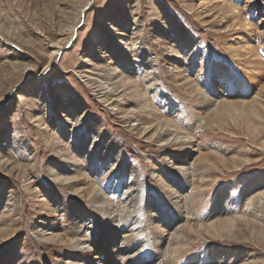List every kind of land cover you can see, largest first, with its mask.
Segmentation results:
<instances>
[{
	"label": "rangeland",
	"instance_id": "1",
	"mask_svg": "<svg viewBox=\"0 0 264 264\" xmlns=\"http://www.w3.org/2000/svg\"><path fill=\"white\" fill-rule=\"evenodd\" d=\"M85 3L87 8L84 14L77 16ZM230 3L240 8L237 15L246 17L252 25L249 32L240 31V25L235 24L232 11L227 6ZM132 17L143 25L145 49L153 63L149 62L157 68L155 72L158 76L153 86L149 85L147 66L141 63V53H137L135 48L130 53L121 52L120 43L116 40L123 31L120 26L124 20ZM72 27L75 33L69 32ZM179 34H185L191 40V51L194 53L192 72L184 74H196L203 62V68L207 69V73L210 71L207 75L209 82L214 80L220 83L224 77L231 75L227 84L228 99L240 100L244 88L248 91L245 93L248 94L245 98L247 101L253 100L254 95L260 97L257 107L263 114L261 122L248 113L242 115L238 122L240 126H236L227 117L213 120L206 109L200 110L203 107L198 98L176 84L167 65L170 62L180 63L178 58L167 56L164 52L166 44L180 49L176 39ZM101 35L104 37L95 40ZM131 35L129 31L122 34L124 38ZM239 36L247 39L246 43L249 39L250 44L257 47V55L262 61L261 68L256 71L259 74L257 80H250V75L244 72L241 64L244 56L235 54L241 45L238 43ZM55 48L60 51L53 61L51 52ZM239 52L243 54L244 50L240 47ZM126 58L128 61L123 62ZM123 63L126 67L113 83L109 80V66L121 67ZM183 64L179 65L182 69ZM263 66L264 0H0V261L5 252L12 249L15 264H62L63 255L68 251L65 240L51 238L48 228L41 234V226H37V223L44 222L66 239L86 234V239L92 242L90 248L97 258L96 264H132L131 258L121 261L113 253L115 247L127 248L122 238L131 235V232L125 231V221L117 228L120 237L116 245H111L108 240L101 244L98 241L106 233L104 211L85 201L87 191L91 190L87 180L90 184L92 180L99 181L98 177H105L100 170H109L116 163V166L125 168L121 181L125 190L127 182L131 181L132 166L138 173L140 183L138 207L148 208L152 213H158L159 208L167 220H174L175 214H170L172 205L162 188V182L167 177L176 181L175 166L184 162L185 167L194 168L193 184L183 192V195L190 197L193 208L191 221L184 217L173 228L168 227V221L165 222L163 232L166 234L164 232L163 236L166 238L161 244L162 251L156 247L159 243L155 235L159 232L154 233L157 231L151 226L149 230L144 226L137 228L132 242L141 243L138 247L141 250L134 249L142 260L139 262L193 264L194 258L202 256V261L203 256L211 255L214 248L224 245L238 251L236 257L233 254L227 256L233 259V264H251L249 257L253 251L257 261L264 262V227L252 223L250 217L260 214L246 211V204L252 196L245 192L250 181L257 179L263 181L260 189L264 190ZM26 67L33 69L26 72ZM211 70L220 77H214L215 73ZM131 81L139 84L151 98V104L158 110L156 118L174 121L182 128V134L193 137L186 142L168 145L156 140L157 127L147 118L143 123L152 126L146 131L131 122L132 114L143 117L140 107L142 100L133 95L131 87L126 84ZM107 82L122 95L123 101H115L112 98L115 93H105L103 88L99 89L100 84ZM215 87L218 89L220 86L217 84ZM224 93L221 89L220 94ZM182 113L184 118L179 119ZM76 121L82 124V139H96L99 142L95 164L85 166L82 173L69 182H57L51 176V167L61 162L59 150L70 140L68 134L64 142L57 137L62 130L68 133L78 127ZM109 182L112 181L109 180L105 186ZM98 186L102 188V185ZM72 189L75 190L74 194ZM47 190L60 196L63 205L51 200L45 193ZM103 192L108 193V190L103 188ZM221 192L229 195L219 202ZM256 194L253 192V195ZM110 197L121 214V198L116 193H111ZM75 205L90 213L91 220L83 223L85 233L79 232L72 219ZM183 208L182 215L187 216L186 204ZM243 213L247 216L246 222H236L239 228L236 235L223 233L212 236L201 232L204 225L211 222L219 224L233 218L234 214L241 216ZM177 227L187 243L184 238L181 242L176 241L178 233L171 235ZM204 234L208 235V239L202 240L201 235ZM148 236L154 238L155 242L146 243ZM176 246H185L188 250L175 257L171 249ZM132 251L126 250V254L130 256ZM87 253L88 250H85ZM223 255L225 252H215L213 258H222ZM262 261L257 264H264Z\"/></svg>",
	"mask_w": 264,
	"mask_h": 264
},
{
	"label": "bare ground",
	"instance_id": "2",
	"mask_svg": "<svg viewBox=\"0 0 264 264\" xmlns=\"http://www.w3.org/2000/svg\"><path fill=\"white\" fill-rule=\"evenodd\" d=\"M89 1L90 0H88V2ZM223 2L224 1H221V3H223ZM83 5L84 6H82L78 10L77 16L78 15L80 16L82 13L84 14V11L87 8L85 6L87 4L85 3ZM227 6H228V9H230V11H232L231 12L232 13V19L235 20V24L240 25L239 27L242 28L240 31L249 32L250 26H252V25L250 24V22L247 20L246 17H241V16L239 17L237 15V13L241 11L240 8L236 7L235 5H233L231 3L227 4ZM221 9H223V8H221ZM241 14H242V12H241ZM77 16H76V19H77ZM73 19H74V17H73ZM75 21H77V20H75ZM74 23H76V22H74ZM70 25L71 24H69V26ZM73 25H75V24H73ZM74 27L70 28V31H69L70 33L71 32L75 33ZM120 28L123 31L121 32V35H119V37L116 38V40L120 43L121 50H122L121 52L130 53V51L132 49H134V48L137 49V51L136 50L135 51L137 53H141V55H140V58L142 61L141 63L145 64L147 66V71H146L147 75L146 76L149 77V82H150L149 85H152V86L155 85L156 84L155 79H157V76H158L157 73L155 72L157 68H156V66H154V64H150L152 59H151L150 55L147 53L148 51H146V49H145V45H144V41H143V37H142L143 33H144L143 25H141V23H139V21L137 20L136 17L135 18L132 17L131 19H125L123 24L120 26ZM128 31L131 32V34H132L131 37L124 38V36H122V34H126ZM103 37H104L103 35L98 36L95 40L99 41V39H101ZM239 37H240V40H238V43L241 44L242 46L240 45L237 48V50L235 51L236 52L235 54H236V56L237 55L238 56H242V55L244 56V59L242 58V61H241L242 62L241 63L242 68L244 69V72L247 73L248 75H250L249 76L250 80H252V79L257 80V78L259 77V74L256 73V71H258V69H260L261 65H262V61H261V59L259 60V57H258L257 52H256L257 47L255 48L253 45H251L250 44L251 41H249V39H248V42L246 43L247 39H244V37H241V36H239ZM176 39H178L177 44L180 46V49L177 50L175 47H172L171 45L166 44L164 52L167 56L169 55V56H172L173 58H178V61L181 64H183V63H185V64H183V69H182V66H179L180 63L176 64L174 62H170V63H167V65L171 69V71L175 77L176 84L179 87L183 88V90L185 89L193 97L195 96L196 98H198V100L200 101V105L203 107V108H200V110L202 109L203 111H205V109H206V112H208V114L213 117V120H214V118L215 119L216 118L217 119H224L227 117L236 126H240V123H238V122H239V120H241L242 115H246L248 113L257 117L256 120L258 122H261V120L263 118V114L260 112V109L258 108L259 106L257 107L258 103H260V97L254 95V97L252 98L253 100L250 99L251 101H247L245 98L248 94H245V93H247L248 91H246V89L244 88V89H242L243 91H242V96H241L240 100L235 101L232 99H228L229 98V96H228L229 95V93H228L229 92V86H227V84L229 82V79L232 78L231 75L229 77H224L223 82L220 81V83H218L214 80L209 82L207 75L210 71L208 70L209 72L207 73V71H206L207 69L203 68V66H204L203 62L200 64L199 71H197L196 74L195 73L192 74V76H191L190 74H191L192 68H193L192 65H193V56H194L193 51H191L192 50V42L185 34L177 35ZM96 42L97 41H94V43H96ZM161 42H163V41H161ZM60 46H62V44ZM240 47L242 50H244L243 54H240V52H239ZM59 51H60L59 48H57V49L55 48L51 52V58H53L52 59L53 61L56 60V54L59 53ZM133 53H135V52H133ZM125 61H128V59L126 58L123 62H125ZM151 63H153V62H151ZM124 67H126L125 63H123L121 67H116V66L111 64L109 66V71H110V73H109L110 79L109 80L113 81V83L116 82L117 77H119L122 74V69ZM29 69H33V67L27 68V69H25V71L27 72V71H29ZM215 70H218V69H215ZM219 70H220V68H219ZM184 71H186V72H184ZM187 71L190 73L189 75L184 74V73H187ZM211 72L215 73L212 70H211ZM107 74H108V72H107ZM247 74H246V77H247ZM123 77H120V78H123ZM214 77H220V76H219V74L215 73ZM127 78L129 79V77H127ZM101 80H103V79H101ZM118 82H120V81H118ZM122 82H123V80H122ZM258 83H259V81H258ZM96 84H97V82H96ZM126 84H129V86L131 87V91L134 93V94L133 93L132 94L136 95V97H138L142 100L141 101L142 104L140 107L142 109L143 117H141L140 115L134 116V114H132L133 117H130L131 122L133 121V122H135L136 125L138 124V126H140V129L142 131H146L152 126L151 125L148 127L146 124L143 123V120L147 118L149 120V122L154 123V125L157 127L155 133L158 134V138L156 140L160 141V142L163 141L164 144H168V145L169 144H176L179 141L186 142L193 137L187 133L182 134V132H181L182 128L180 126H178L174 121H172V120H160V119L156 118V115H158V112H157L158 110L155 108V106L153 107V104H151V102H150L151 98L149 96H147V94L144 92V90L140 87L139 84H137L136 82L134 83L133 81H131V83H126ZM217 84L220 86L219 87L220 90L222 89L225 92L224 94H220V90L218 91L219 88L217 89L215 87V85H217ZM94 86H97V85L94 84ZM99 86H101V88H99V89L103 88V92L105 91V93H115L112 96V98H114L115 101H123L122 95H119V92H117L116 88L113 89L111 87L110 82H109V84H108V82L104 83V84L102 83ZM115 86H117V85H115ZM123 86H125V85H123ZM117 88H119V87L117 86ZM224 89H226V90H224ZM157 90H158V88H157ZM120 94H122V93H120ZM123 94H125V93H123ZM132 94H131V96H132ZM250 95H252V94H250ZM238 96L240 97V95H238ZM131 100H133V99L131 98ZM134 101H137V100H134ZM137 103H139V102L137 101ZM110 106H112V105L110 104ZM114 106H115V104H114ZM260 107H261V104H260ZM178 117H179V119L184 118L183 113ZM203 119L204 118H202V120ZM76 123H77L78 127H76L75 129L69 130L68 133H66L65 130H62L60 132V136L59 137L56 136L59 141H63V142L65 141V137L67 136V134L69 135V138H70V140L68 141V144L64 143L65 145H63L61 147V149L59 147L60 150L58 149L59 150L58 154L60 156L59 159L61 160V162H59V164L56 167H51V176L57 182H64V183H65V181L69 182L72 179H75L77 177L76 175L81 174L82 170L85 166H90V165L92 166L95 164L94 162H95V157H96L97 151L99 149V142H97L96 139H93V140L87 139V141H86V138L82 139L83 138V136L81 134V132H82L81 125L82 124L80 123V121H76ZM254 130H256V128ZM0 157H1V155H0ZM113 165H115V166L114 167L111 166L109 168V170H106V171L99 169L100 174H104L105 177H108L107 179H104L105 177L100 179L101 176L100 177L97 176L99 178V181L93 182L94 180H92L91 184L88 183V180L86 179L87 180V186L89 185L91 190L90 191L86 190L88 192V197L85 201H88L91 204L90 206H99L104 211V225L106 227V229H105L106 233L104 234L103 237H101L100 240H98V241H100V244L102 242H106L108 240L111 243V245L112 244L116 245V242L118 241V238L120 237V233H119L117 228L120 227V224H122L125 221V223H126V225L124 224L126 227L125 231L131 232V235L128 234L122 238L123 244H126L127 248L121 249L119 247L118 248L115 247L113 249V253H114L115 257L118 258V260L125 261V260H127V258H131L132 264H141L139 261L142 262V260L138 258V253L134 252V249L138 250V251L141 250L138 248L141 243L132 242L133 239L135 238V235L133 233L137 228L144 226L147 230H149V227L151 226L154 229V231H157L154 233L159 232L157 235H155V234L154 235L156 236L157 244L159 243L156 247H158V249L161 250V248H162L161 244L164 243V240L166 238L163 236L166 234L165 231H164L165 234L163 232V230H164L163 226H164L166 221H168V224H167L168 227L170 226L171 228L178 225V223L181 222L184 219V217H186L187 221H191L192 214H193V208L190 206V201H189L190 197L186 196L184 194L186 196L185 197L183 195V192H185L187 190V188L190 184H193L192 178L194 175V168L185 167L184 162L183 163L181 162L177 166H175V171L177 173L176 174V179H177L176 181L179 183H177L175 180L173 181L172 179H169L168 177L164 180L162 179L163 180L162 188L164 189L165 193L168 195L169 202L172 205V209L170 211V214H173V212L175 214L174 220H171V218H169V220H167V218L159 210V208H157L158 213H156V212L152 213L148 208L142 209V208L138 207L137 198L140 194V183L138 180V175H137L138 173L136 172V170L131 166V172H130L131 181L127 182L125 190H124L123 185L121 184V181H122L123 171H125V168L124 167L120 168V167L116 166V163H114ZM116 167H118V168H116ZM22 171H23V169H22ZM98 174H99V172H98ZM165 177L166 176H164V178ZM77 180H79V179H77ZM109 180H111L112 182H109L105 186V184ZM261 183H263V181H261L259 179H257L256 181H254V180L250 181L249 185L245 189L246 190L245 192L247 195L252 196V197L249 196L250 200L246 204V207H247L246 211L248 213H252L255 211V212H258L260 214V215L257 214L258 217L255 216V217H250V218H251L252 223L255 226L262 228V227H264V211H263V208H264V190H263V188L260 189ZM99 184L102 185V188L98 186ZM83 187L84 186H82V189H84ZM257 187L259 188V190L256 191ZM103 188L105 190H108V193H104ZM74 191L72 189V193ZM253 192H255L257 194L253 195ZM45 193L48 194V196L50 197L51 200H54L58 203H61V205H63V202H62L63 199L60 198V196L54 195L53 193H50L48 190L45 191ZM111 193H116L121 198L122 205H123V210H121L122 213L120 212L121 214H119L118 211L116 210V208H117L116 204L113 201V199H111V197H110ZM77 194H78V192H77ZM228 195H229V193L226 194V193L221 192L219 195V202H220V200L223 201L225 198H227ZM183 202H184V204H186V207H187V213H186L187 216L182 215L183 211H184ZM50 207H52V206H50ZM146 207H148V206H146ZM48 209H49V207H48ZM11 210H9V211L12 212ZM14 210H16V208H14ZM138 210H140V213ZM88 213H89V211L82 210L81 207L78 205H75L73 207L72 219L74 220L79 232L85 233V231H86L85 230L86 228H84L83 223L86 220H91V216H89ZM248 213H246V214L248 215ZM248 216H250V214ZM215 218H218V217H215ZM246 218H247V216H245V214L241 215V216H240V214L239 215L234 214L233 218H227V219L219 222V224H217L216 222H211L207 226H205V225L202 226L201 232L202 233H210L212 236L213 235L218 236V235H221L223 233H228L229 235L233 236L239 232V228L237 227L236 222L237 221H245L246 222ZM128 221H130V222L127 223ZM187 221L185 222V224H187ZM248 221L251 222L250 220H248ZM140 223H142L143 225H140ZM93 224H94V222H92V225ZM50 225H52V224H50ZM188 225H189V223H188ZM37 226H41V229H40V232H42L41 234H43V232H45L44 230L46 228H48V230L51 231L50 232L51 238H54V239L59 238V240H61V241L65 240L64 243L67 246L68 251L65 255H63L64 261L62 264H96L95 261L97 258L94 257L93 251L90 248L92 242L90 243L89 239H86V237H85L86 234L85 235L79 234L75 238L70 237V239H66V236L59 235V234L55 233V228L48 226L44 222L37 223ZM35 229H37V228L35 227ZM175 233H178V235H179L178 237H176V241H180L181 239L184 238V236L181 233V230H179V227L174 228V231L171 232V235L173 236V235H175ZM37 235H39V234H37ZM67 236H68V234H67ZM129 237H130L131 241H130ZM201 237H202V240L208 239L207 234L201 235ZM46 238H48V236ZM49 238H50V236H49ZM51 238H50V241H51ZM41 241H43V240H41ZM54 241H56V240H54ZM145 241H146V243L149 241L155 242L154 238L152 239L151 236H148ZM184 241L186 242V238H184ZM187 241H189V238ZM57 242H58V240H57ZM56 245H58V244H56ZM176 245H178V244H176ZM181 245H182V243H181ZM186 245H188V244H186ZM170 246L172 247V245H170ZM89 248H90V250H89ZM186 249H187V247H185V246H181L179 248L176 246V247H173L171 249V251H173V255H175V257H176V254L182 255L183 252L186 251ZM85 250H88L87 254H85ZM126 250H128V251L133 250L130 253V256L126 254ZM167 250H168V248H167ZM213 250L215 252H219V254L225 252V255H223L222 258L214 259L213 257L215 255V252L213 251L211 253V255L203 256L204 260L200 261L202 258V256H200V257L194 258L191 263H193V264H206V262H207L208 264H233V259L232 258L229 259V258H227V256L233 254L234 257H236V255L238 254L237 249L231 248L230 245L229 246L224 245V247H222V246L216 247ZM163 252H164V250H163ZM13 253L14 252L12 249L7 250L2 257L0 264H9L10 262H13V264H15L16 261L13 258V255H12ZM254 255H255V252L254 251L251 252L250 257H249L250 260L248 259L249 263H251V264H257V262H259V261H257L258 259H256L255 258L256 256H254ZM178 256H180V255H178ZM258 256H260V255H258ZM156 257L157 256H155V255L153 256L154 259H156ZM133 258L135 261H133ZM248 260H246V261H248ZM143 264H146V263H143ZM147 264H153V263L150 262ZM155 264H157V263H155Z\"/></svg>",
	"mask_w": 264,
	"mask_h": 264
}]
</instances>
